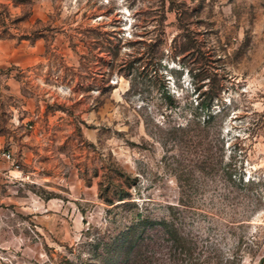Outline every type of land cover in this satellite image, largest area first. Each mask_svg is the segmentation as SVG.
<instances>
[{"label": "rangeland", "instance_id": "374dc122", "mask_svg": "<svg viewBox=\"0 0 264 264\" xmlns=\"http://www.w3.org/2000/svg\"><path fill=\"white\" fill-rule=\"evenodd\" d=\"M143 1L0 0V264H264V0Z\"/></svg>", "mask_w": 264, "mask_h": 264}, {"label": "trees", "instance_id": "16d2710c", "mask_svg": "<svg viewBox=\"0 0 264 264\" xmlns=\"http://www.w3.org/2000/svg\"><path fill=\"white\" fill-rule=\"evenodd\" d=\"M139 10L144 14H147L149 12L156 13L158 16L159 23H162V20L165 18V14L167 11H174L179 26L185 31H187L188 29V23L192 13H197L196 9H189V5L185 1H178L175 3V0H145L142 2V4H140ZM118 42H119V38H118ZM112 43L113 42L111 40H107V44L105 46V49L110 59L108 64L109 68H111L114 65L113 62L116 53L115 48L116 46H118L117 43L114 45H112ZM118 171L121 175V180L119 182H116L117 186L119 187V191L116 192V196L118 197V200H121L120 203L125 204L127 200L126 199L124 200V197H129L130 193L128 188L132 184L134 178L131 177L129 172H126L121 167H118ZM101 195L105 197L106 200H111L110 197L108 198L106 193L105 194L101 193Z\"/></svg>", "mask_w": 264, "mask_h": 264}, {"label": "built area", "instance_id": "2783aa9c", "mask_svg": "<svg viewBox=\"0 0 264 264\" xmlns=\"http://www.w3.org/2000/svg\"><path fill=\"white\" fill-rule=\"evenodd\" d=\"M0 162H6L15 168L18 166L13 150L8 146H0Z\"/></svg>", "mask_w": 264, "mask_h": 264}]
</instances>
